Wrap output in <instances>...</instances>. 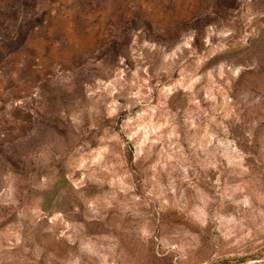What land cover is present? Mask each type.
I'll return each mask as SVG.
<instances>
[{"label":"clouds","instance_id":"1","mask_svg":"<svg viewBox=\"0 0 264 264\" xmlns=\"http://www.w3.org/2000/svg\"><path fill=\"white\" fill-rule=\"evenodd\" d=\"M0 264H264V0H0Z\"/></svg>","mask_w":264,"mask_h":264}]
</instances>
